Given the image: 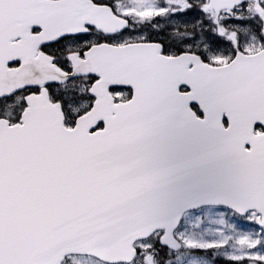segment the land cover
I'll return each instance as SVG.
<instances>
[{
  "label": "snow or ice",
  "instance_id": "6c2138e0",
  "mask_svg": "<svg viewBox=\"0 0 264 264\" xmlns=\"http://www.w3.org/2000/svg\"><path fill=\"white\" fill-rule=\"evenodd\" d=\"M0 264H264V0H0Z\"/></svg>",
  "mask_w": 264,
  "mask_h": 264
}]
</instances>
